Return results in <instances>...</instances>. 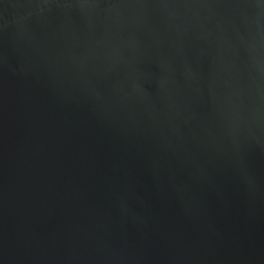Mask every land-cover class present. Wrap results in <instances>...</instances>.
I'll list each match as a JSON object with an SVG mask.
<instances>
[{
    "label": "water",
    "instance_id": "95a60500",
    "mask_svg": "<svg viewBox=\"0 0 264 264\" xmlns=\"http://www.w3.org/2000/svg\"><path fill=\"white\" fill-rule=\"evenodd\" d=\"M0 264H264V0H0Z\"/></svg>",
    "mask_w": 264,
    "mask_h": 264
}]
</instances>
